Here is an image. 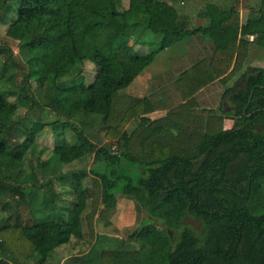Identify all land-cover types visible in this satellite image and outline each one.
<instances>
[{
	"label": "trees",
	"instance_id": "trees-1",
	"mask_svg": "<svg viewBox=\"0 0 264 264\" xmlns=\"http://www.w3.org/2000/svg\"><path fill=\"white\" fill-rule=\"evenodd\" d=\"M122 1L0 0V26L18 42L19 56L0 46V264H45L54 249L84 239L75 264H264V67L247 68L225 90L230 129L223 111L200 108L195 98L213 82L229 81L250 36L264 38V0L244 23L234 3L211 4L224 16L197 26H188L187 8L174 7L181 0H128L125 8ZM142 25L141 36L162 37L147 55L128 43ZM197 34L213 43L209 59L143 97L123 91L158 51ZM31 60L35 75L25 72L16 84L15 69ZM89 62L96 71L85 84ZM29 82L43 91L52 121L16 119L20 107L34 109ZM46 128L51 156L26 170V153ZM155 142L174 146L160 157ZM89 159L87 181L75 165ZM117 189L147 215L126 245L95 230L116 215ZM187 217L200 224L199 234L184 225Z\"/></svg>",
	"mask_w": 264,
	"mask_h": 264
},
{
	"label": "rangeland",
	"instance_id": "rangeland-1",
	"mask_svg": "<svg viewBox=\"0 0 264 264\" xmlns=\"http://www.w3.org/2000/svg\"><path fill=\"white\" fill-rule=\"evenodd\" d=\"M162 2L167 3L168 5L172 3L171 0H160ZM123 6L124 8L128 4V0H123ZM236 6L237 10H239V19L241 23H244L247 18V13L249 9H255L259 5V0H181L180 2H175V8L178 6H182L184 8H187L185 10L189 16L190 21H188V26H197L200 24H205L207 22V12H210V6L217 5L219 7H227L228 5L233 4ZM214 8V7H213ZM206 16V19L204 18ZM215 17L217 15L215 14ZM217 21V19H216ZM142 28H144V25L142 26H136L135 30L131 29L133 32V36H130L131 39L128 41L130 45L132 46L133 50L141 55H147L150 52L156 51L162 41V37L160 35H155L150 32H146L143 36H141ZM191 28V27H190ZM146 29V28H144ZM6 27L0 26V46H7L14 54L15 59H18V42L8 38L5 35ZM139 36H141L139 38ZM202 41L208 42L210 39L207 36L200 35ZM137 38L139 41L134 42V39ZM195 41L197 42L198 46H201V40L200 38H195L194 36H184L177 42L173 43L171 46L166 47L165 49H162L158 51L152 63L148 65L146 68L143 69L141 73L123 90L126 94H134L133 96L136 97H143L146 95L147 92V82L149 79L154 78L156 76L161 77L163 80H166L167 77L173 76L187 68L189 64H191L194 60L193 52L195 51V55L199 56V53L197 51V48L195 47ZM246 53L247 56H245L244 61L241 62V65L239 66V63L234 68V72L236 70V73L231 76L229 79V82L216 83L212 85L205 94H202L201 96L196 95V102L200 108L213 110V111H219V108L221 107L222 111H230V102L228 101V96L225 95L223 98V94L227 88L231 87L233 82L238 80L240 75L244 73L247 68L249 67H256V68H262L264 67V38H256L255 41L253 39H248L246 43ZM18 63V62H17ZM19 64V63H18ZM28 68L24 67L23 64H19L17 68L15 69L16 73V84H19L20 79L23 76V73L30 72V74L35 75L37 71V67L35 65V61L31 60L29 61ZM95 65L92 63H86L85 65V78L84 81L85 84H89L95 75ZM1 74V72H0ZM172 77V78H173ZM171 78V79H172ZM4 79V78H3ZM1 79V80H3ZM170 79V80H171ZM0 80V83H1ZM159 82H163L159 78ZM11 85L9 86V88ZM15 85H13L11 88H14ZM149 89V88H148ZM5 90V89H4ZM150 91L152 89H149ZM149 91V92H150ZM26 92L28 93L30 102L32 103V107H34L33 110H29L25 107H20L15 114L16 119L23 122L22 119L25 115H27V118L30 120H36L41 119L45 121H52L53 115L50 114L46 109L42 106V96L43 94L42 90H39L35 87V84L33 82H29V87L26 89ZM205 96H208L209 100L205 98ZM222 96V99H221ZM18 96L15 97L9 96L8 99L11 102H16V99ZM198 98V99H197ZM208 100V103H207ZM43 109V110H41ZM29 110V111H28ZM163 116L165 114H162ZM159 114H154L152 116L153 118H158ZM231 114H226L223 117L226 121L223 122V127L230 128L232 125V118H230ZM138 123V119L133 120L127 127L126 131L130 132L135 125ZM231 123V124H230ZM25 126H30L28 122L23 123ZM93 136L96 141H100L102 143H106V140L104 138V133L101 131H95L93 133ZM37 145L34 147V149L29 150L26 153L25 156V169L29 170L35 169L36 162L40 160L39 157H42L43 159L48 160L51 156V149L53 148V135L49 131L48 128L44 130V133L40 135L37 140ZM174 145L166 144L165 142H155L153 144L154 152L160 157H165L169 152V147L172 148ZM34 163V164H33ZM91 163V159L89 160H82L76 162V167L80 170H84L88 173L89 166ZM35 165V166H34ZM66 169L62 168V172H65ZM89 177L85 178L87 181L90 180V174L88 173ZM134 182L136 180L134 179ZM115 196L117 198V213L112 219L110 220V225L103 226V223L97 224L95 227V230L98 232L97 234L103 235L108 238H116L119 241H123V243L129 244V241H127V237L130 233H132L140 224L144 221V219H147V215L144 212L138 213L136 211L135 203L133 200L123 197L118 192V189L115 191ZM26 212L25 210H23ZM160 215H158L159 219ZM5 221V214L2 213L1 206H0V227L3 226ZM158 227L165 228V223L162 221L157 220L156 222ZM184 225L192 228L197 234L200 233L201 226L200 224L192 219V218H185ZM56 233L52 236L50 240H53L55 238ZM169 235L173 239L178 238V232H172L169 231ZM84 240H77L74 245H66L61 246L59 248L54 249L52 253V257L47 261L45 264H75L74 259H77L78 253L82 252L80 249L81 246H83ZM93 243V242H92ZM132 245H135V242L132 243ZM116 247H121V245H116ZM74 260V261H73ZM34 264V263H30Z\"/></svg>",
	"mask_w": 264,
	"mask_h": 264
},
{
	"label": "crops",
	"instance_id": "crops-1",
	"mask_svg": "<svg viewBox=\"0 0 264 264\" xmlns=\"http://www.w3.org/2000/svg\"><path fill=\"white\" fill-rule=\"evenodd\" d=\"M210 8V12L208 13V15H206L207 16V19H206V16L204 17L206 20H207V22H205V24H207V23H209V22H211V23H213V24H216L223 16H224V13H222L220 10H218V9H216V8H213V7H209ZM215 14L217 15V17H215ZM216 19H217V21H216ZM205 24H200V25H205ZM194 37L195 38H200V40H201V46H198V44H197V42L195 41V47H194V49L195 48H197V51H198V53H199V56H196L195 55V51L193 52V55H194V60H193V62L191 63V64H189L188 66H187V68L188 67H190L192 64H194L196 61H198V60H201V59H209L210 57H211V55H212V53H213V49H214V46H213V43L209 40L208 42H206V41H202V39H201V37H200V34H197V35H194ZM248 39H253V41H255V37H253V36H250ZM187 68H185V69H187ZM184 69V70H185ZM183 71V70H182ZM181 71V72H182ZM180 73V72H179ZM178 73V74H179ZM178 74H176V75H174V77L172 78L171 76H169V77H167V80L166 81H163V79L161 78V77H159V76H156V77H154V78H151V79H149V81L147 82V92H146V95L148 94V93H150L151 91H153V90H155V89H157L158 87H160L161 85H163V84H165V83H167L168 81H171V80H173ZM159 78L163 81V82H159ZM172 78V79H171ZM171 79V80H170ZM229 82V81H228ZM216 83H220V81H215V82H213L212 84H210V85H208V86H206L205 88H203V89H201L196 95L199 97V96H201L202 94H205L206 93V91L212 86V85H214V84H216ZM224 84H226V83H224ZM233 84H234V82H233ZM232 84V85H233ZM152 89L151 91L149 90V89ZM150 91V92H149ZM132 95H134V94H132ZM196 98V97H195ZM205 98H207L208 100H209V98H208V96H205ZM198 99V98H197ZM221 99H222V96H221ZM208 100H207V103H208ZM228 101L230 102V107H231V100L228 98ZM219 110H221L222 111V109H221V107L219 108ZM218 111V110H217ZM224 112V114H223V116L224 115H228V114H230L228 111H223ZM231 118V117H230ZM226 120V119H225ZM224 120V122L226 123V121ZM231 124V123H230ZM232 124H233V122H232ZM231 127H232V125H231ZM230 127V128H231ZM230 128H227V127H224V129L225 130H227V129H230Z\"/></svg>",
	"mask_w": 264,
	"mask_h": 264
}]
</instances>
